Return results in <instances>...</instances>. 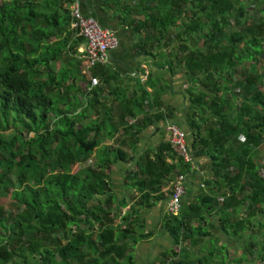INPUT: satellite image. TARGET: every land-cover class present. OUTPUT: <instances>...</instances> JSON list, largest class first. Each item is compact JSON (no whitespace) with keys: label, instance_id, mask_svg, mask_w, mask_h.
<instances>
[{"label":"trees","instance_id":"obj_1","mask_svg":"<svg viewBox=\"0 0 264 264\" xmlns=\"http://www.w3.org/2000/svg\"><path fill=\"white\" fill-rule=\"evenodd\" d=\"M72 1L0 0V191L11 192V211L0 204V264H137L136 245L154 234L143 212L166 198L163 188L175 175L191 170L171 143L161 145L131 174L136 194L119 204L120 212L133 205L117 223L110 158L124 160V153L106 148L90 162L102 132L115 136L122 127L137 140L169 116L168 108L161 90L151 97L144 88L135 102L126 101L118 122L106 106L102 121L89 120L104 104V87L89 90L84 77L85 88L75 85L84 40L70 29ZM250 6L258 7L253 16ZM123 9V22L145 33L139 48L156 44L150 54L189 78L191 153L210 159L207 184L218 189L215 199L200 197L166 216L162 227L174 248L160 262L226 264L228 246L214 244L204 228L216 210L222 233L242 245L234 264H244L257 250L255 229L264 231V0H137ZM167 39L179 43L176 54L166 52ZM249 61L262 67L251 72ZM91 71L107 81L102 66ZM135 109L144 117L134 123ZM12 175L15 181L5 179ZM209 238L206 252L196 253Z\"/></svg>","mask_w":264,"mask_h":264},{"label":"crops","instance_id":"obj_2","mask_svg":"<svg viewBox=\"0 0 264 264\" xmlns=\"http://www.w3.org/2000/svg\"><path fill=\"white\" fill-rule=\"evenodd\" d=\"M136 1L79 0L82 13L85 16L93 17L103 28L111 30L118 40V47L109 53V63L102 66L101 73L108 72L107 81H102L101 77L98 78L100 81L98 86L104 87L102 94L104 104L96 110L94 115H91L89 120L100 119L102 121L107 111L106 106L111 110L112 122H118V117L126 107V101L135 102L136 99L140 98L144 88L151 97L155 96L156 91L161 90V100L164 103L163 111L168 108L163 113L169 116L165 120L143 130L137 140H133L131 134L125 133L122 127L115 136L107 131L102 132L99 150L93 155L91 162L97 161L100 151L106 148H118L124 153L121 157L124 160L115 161L113 157L110 158V186L117 197L113 211L119 215L117 217L119 219L118 223L122 221V216L133 205V201H130L122 209V212H120L119 204L124 199H130L132 194H136L134 193L136 190L129 186L131 174L136 173L142 161L147 156H152L161 145L170 144L171 134L168 131V126L175 124L184 131L190 150H192L194 144V131L189 124L192 107L189 94V78L182 67L175 66V63L173 64L174 69L164 67V60L159 63V59L150 54L151 52L157 54L156 44L149 42L145 49L141 50L139 48L145 33L132 30L129 23L122 20L123 7H131ZM138 18L144 20V16ZM84 43L77 49L80 54V51L84 48ZM166 52L176 54L178 51L167 49ZM79 57L81 56L79 55ZM79 71L82 77L89 79L83 71L82 62ZM142 77H147L146 82H142ZM85 86L82 87L85 88ZM91 88L94 87L90 84L89 90ZM145 104L147 105L148 102ZM134 113L136 117L132 120L128 119L131 122L135 123L137 119L144 117V112L139 111V109H135ZM168 161L171 162V159H168ZM211 165L212 162L206 156L194 158V166H191L190 172L185 174L186 195L183 198V207H188L200 197L216 198L218 189L211 188L207 184L212 181ZM172 183L163 188L166 198L143 212L146 229L153 231L154 234L136 245L134 253L137 264H156L164 252L174 248L173 237L162 227L164 219L169 214L168 204L173 190ZM214 212L216 210H211L212 217H209V221L204 225V228L209 229L208 231L211 232L214 238L212 240L218 242L219 246L226 245L229 249H235V241L222 233L221 217L217 216L216 213L214 215ZM211 238L207 239L204 245L205 249L200 247L195 252H206Z\"/></svg>","mask_w":264,"mask_h":264},{"label":"built area","instance_id":"obj_3","mask_svg":"<svg viewBox=\"0 0 264 264\" xmlns=\"http://www.w3.org/2000/svg\"><path fill=\"white\" fill-rule=\"evenodd\" d=\"M71 16L70 29L77 37L84 40V48L81 50L83 71L86 77L91 80V86L100 84L98 78L92 75L91 70L96 66H106L109 61V53L118 47V40L115 34L99 25L91 16H85L81 11L79 0H73L69 5ZM146 82L147 77H142ZM171 134V147L186 164L194 166V157L189 149L184 131L175 124L168 126ZM186 176L178 174L175 176L172 187L173 193L168 204V212L171 215H179L182 211L183 198L186 195Z\"/></svg>","mask_w":264,"mask_h":264},{"label":"rangeland","instance_id":"obj_4","mask_svg":"<svg viewBox=\"0 0 264 264\" xmlns=\"http://www.w3.org/2000/svg\"><path fill=\"white\" fill-rule=\"evenodd\" d=\"M249 9H250V14L253 16L256 13V10L258 9V7L257 6H250ZM232 30H235L234 25L228 27L225 30L226 38L229 37ZM201 43H203V41H201L200 44ZM164 44L169 45L168 49H171V51H174V49H176L177 51L179 50L178 49L179 43H177L176 41H173L171 43V41H168V39H167ZM172 45H174V46H172ZM244 65L251 72H256V71L260 70V68L262 67V64H255L253 61H249V62L245 63ZM239 76H240V69H239V71L237 70V73L236 72L234 73L233 78L238 79ZM75 85L81 86V87L85 86L84 81H82V75L80 73H79V76L75 80ZM233 113H234V111H233ZM9 134H11L10 130L7 132V135H9ZM31 136H33V134ZM261 156L264 157V147L261 148ZM8 178L11 179L12 182L16 180V177L13 175L7 176V178H5V179L7 180ZM9 182H7V184ZM10 197H11L10 191H6V192H4V190L2 192L0 191V204L7 211H11ZM118 220L119 219H117L116 221H118ZM254 233L257 235L258 240H259L258 245H257V250L255 253L254 259L249 258V261L245 262L244 264H264V260L261 259V256H260L264 252L262 249L264 247V236H263L264 231L260 235L258 233L257 228H256ZM212 242L215 244L214 240ZM234 246H235V249H231V248L229 249L228 248L227 253L224 252V259L225 260L227 259L226 264H234V259L235 258L239 259L242 256V251H243L242 245H237V243L235 242ZM156 264H161L160 259L156 262Z\"/></svg>","mask_w":264,"mask_h":264}]
</instances>
